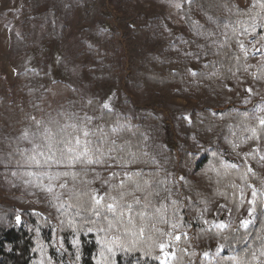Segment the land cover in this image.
<instances>
[{"label":"trees","instance_id":"1","mask_svg":"<svg viewBox=\"0 0 264 264\" xmlns=\"http://www.w3.org/2000/svg\"><path fill=\"white\" fill-rule=\"evenodd\" d=\"M77 10L81 56L94 82L121 88L124 81L161 105L190 98L191 90L206 95L173 127L152 111L139 121L87 100L46 67L19 74L12 85L0 77V180L25 190L56 186L42 193L54 221L28 210L18 222L15 207L0 204V264H162L165 243L173 264H203L197 244L205 240L222 242V264H255L264 251V179L247 163L230 165L224 149L258 133L264 139V124L235 108L239 97L228 86L249 69L245 43L264 38V0L245 8L237 0L185 1L184 21L201 42L194 63L173 53L182 43L164 41L161 19L143 26L127 15L118 20L122 33L109 25L106 0H25L24 19L10 33L12 53L30 50L36 23L61 43ZM197 140L205 145L193 151ZM250 189L257 190L256 224L208 226L209 207L224 202L237 212Z\"/></svg>","mask_w":264,"mask_h":264},{"label":"rangeland","instance_id":"2","mask_svg":"<svg viewBox=\"0 0 264 264\" xmlns=\"http://www.w3.org/2000/svg\"><path fill=\"white\" fill-rule=\"evenodd\" d=\"M185 1L187 0H106L105 16L110 19L111 29L118 27L122 33L125 32L124 26L118 20L127 15L141 17L143 26H149L154 20L161 19L164 23V41L169 45L182 43L180 50L172 48L173 53L183 59L190 58L194 60L191 61L194 63L202 56L199 45L201 42L194 37L184 21L181 9ZM237 3L245 8L252 5V0H237ZM24 5L25 0H0V77L10 85L19 74L46 67L56 81L78 90L85 99H97L104 107L108 105L105 108L139 121L143 119L146 112L152 111L156 115H163L168 123L175 127L181 117L189 118L194 109L200 108L199 103L206 94L197 90H191L190 98H165V104L161 105L158 99L148 91L129 89L124 81L121 88L94 82L87 71L91 63L81 56L80 33L84 27L82 26L83 15L79 10L70 20L68 31L61 43L56 42L49 35L46 26L36 23L31 31L30 50L22 55H14L11 51L10 33L12 30H18L23 21ZM197 18L201 22L204 21L200 13L197 14ZM7 21H11L12 24L9 25ZM242 50L247 56L246 65L249 69L241 75L236 74L228 86L239 97V101L234 104L235 108L249 109L262 124L261 120H264V38L248 41ZM204 145V141L197 140L192 144V150L196 151ZM224 151L230 165L238 167L247 163L251 172L259 174L264 179V139H261L259 133L249 138L247 136L240 148L237 147L234 150L225 147ZM177 183L180 184L179 177H177ZM54 189H56L55 182L51 185L45 184L43 188L35 183L29 190L20 189V185L16 184L14 179L4 178L0 180V204L13 205L19 221L22 220L23 213L28 210H38L54 221V216L46 210L42 196L43 191H54ZM101 193L102 189L98 187V195L101 196ZM241 195L246 205L237 212L224 202H218L209 207L206 213L208 226L224 231L229 227L248 228L256 224L258 221L256 219L257 190H243ZM245 221L247 226L243 224ZM261 233L264 235V226L261 228ZM188 236H192V232H188ZM197 251L198 260L201 259L203 264H222L220 258L223 256L224 248L221 241L205 240L197 244ZM174 257L168 244H163L161 263L173 264ZM255 264H264V251L256 255Z\"/></svg>","mask_w":264,"mask_h":264},{"label":"snow or ice","instance_id":"3","mask_svg":"<svg viewBox=\"0 0 264 264\" xmlns=\"http://www.w3.org/2000/svg\"><path fill=\"white\" fill-rule=\"evenodd\" d=\"M105 107H108V105H105ZM261 123L262 124H264V120H261ZM84 135L85 136H87L88 135V133L87 132H85L84 133ZM77 143H79V140H77ZM253 195H255V193H253ZM98 203H99V201H98ZM108 207L109 208H111L112 207V205H108ZM17 221L19 222V218H17ZM243 224H244V226H247V222L245 221V222H243ZM221 227H223L222 225H221Z\"/></svg>","mask_w":264,"mask_h":264}]
</instances>
